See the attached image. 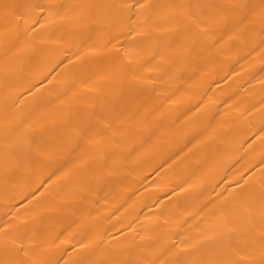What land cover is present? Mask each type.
<instances>
[{
  "label": "bare ground",
  "instance_id": "6f19581e",
  "mask_svg": "<svg viewBox=\"0 0 264 264\" xmlns=\"http://www.w3.org/2000/svg\"><path fill=\"white\" fill-rule=\"evenodd\" d=\"M0 264H264V0H0Z\"/></svg>",
  "mask_w": 264,
  "mask_h": 264
}]
</instances>
